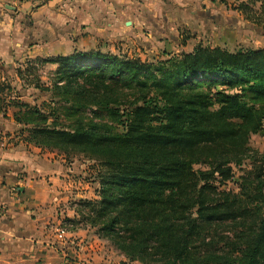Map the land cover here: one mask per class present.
<instances>
[{
	"label": "trees",
	"instance_id": "trees-1",
	"mask_svg": "<svg viewBox=\"0 0 264 264\" xmlns=\"http://www.w3.org/2000/svg\"><path fill=\"white\" fill-rule=\"evenodd\" d=\"M165 56H57L55 101L19 104L12 119L26 144L98 162L97 200L78 204L85 226L126 259L264 264V151L248 146L264 133V47ZM244 159L239 193L219 190Z\"/></svg>",
	"mask_w": 264,
	"mask_h": 264
},
{
	"label": "crops",
	"instance_id": "crops-1",
	"mask_svg": "<svg viewBox=\"0 0 264 264\" xmlns=\"http://www.w3.org/2000/svg\"><path fill=\"white\" fill-rule=\"evenodd\" d=\"M236 1L264 11V0ZM226 7L218 0H0V64L69 55L76 49L60 54L62 42L84 36L110 42L141 35L158 45L168 37L177 42L190 36L176 43L180 49L172 55L190 53L198 44L217 47L205 42L204 33L208 40L223 33L219 38L224 43L230 36L237 41L235 51L263 48L264 16L256 24L260 13L247 17ZM226 14L238 28L215 24ZM218 47L228 49L226 44ZM3 116L9 115H0V264H114L120 256L105 251L88 228L56 233L64 219L60 208L72 193L70 165L37 148L6 142L15 124Z\"/></svg>",
	"mask_w": 264,
	"mask_h": 264
},
{
	"label": "rangeland",
	"instance_id": "rangeland-1",
	"mask_svg": "<svg viewBox=\"0 0 264 264\" xmlns=\"http://www.w3.org/2000/svg\"><path fill=\"white\" fill-rule=\"evenodd\" d=\"M230 0L224 1L222 3L225 7L227 3L229 4ZM255 1V0H251ZM244 3H239L235 0V2L229 4L226 7V10H230L232 12H236V8ZM246 4V3H245ZM248 9H250L251 14L256 16V14L262 15L258 19V23H260L261 18L264 16V11H261L258 6L254 3H247ZM226 18L219 17L215 19V24L222 25L223 29H227V26L234 28H238L233 17L226 14ZM223 33H219L215 36H210L209 40L207 35L202 34L205 42L210 46H222L226 44L228 49H225L229 52H235L233 50V44L237 43L236 40L232 39L230 36L228 37V41L224 43L223 40H220V36L222 37ZM176 37V36H174ZM190 36H182V38L178 39L177 42L172 41L171 39L165 38L164 40H159L161 42L158 45L154 40H144L141 35L138 36L135 40L133 39H117L111 40L110 42H105L104 40H98L94 37H82L80 42L78 40L73 41H65L62 42L61 48L58 50V53L62 54L65 52L72 51V47L79 50H100L103 53H110L122 57L129 58H139L141 61H158L166 58L165 55L175 54L176 51H179L180 48L176 47V43L181 44L183 41L188 40ZM134 41V42H133ZM204 42V43H205ZM184 43V42H183ZM73 45V46H72ZM193 44H190V47ZM207 47V45H203ZM188 48L186 50H188ZM53 54V53H52ZM55 59V56H51L47 54V56H37L35 58H24L22 62L16 63V65H4L0 64V84L1 93H0V115L2 113L8 114L9 116H3L5 118L12 119L13 114L18 113L19 104H28L30 106L43 107L50 103H53V93L50 90L52 86V81L54 79V74L56 70V66L51 64L50 61ZM38 84L39 87H47L49 91L43 92L38 90H32L33 86ZM18 85H22V89L19 88V92L15 91V87ZM52 101V102H51ZM44 105V106H43ZM15 131L12 134L8 135L9 140L12 143H18L22 145H26V147L31 146L26 144L25 138L26 133H20L22 131L21 126L17 125L12 119ZM1 140V139H0ZM2 141V140H1ZM249 149L252 153H262L264 151V133H259L255 135H251L248 142ZM38 149V148H37ZM39 153L43 155H55L56 158L61 157L67 165H70L71 168V179L70 185L68 186V192H72L69 196L70 199L63 202L62 208H60L64 219L60 223L59 227H57L56 233L59 234V230L62 229L65 233L69 230L77 229H86L88 228L89 233L94 234V230L89 229V227L85 226L84 218L87 214V210H82L81 205L78 204L80 200H97L96 190L98 188L97 181L95 180V172L98 166V162L90 161L86 158V156L78 154L71 155L68 160L64 159L62 154L54 150L47 149H38ZM99 167V166H98ZM200 168L198 166L195 169ZM98 169V168H97ZM201 169V168H200ZM251 171V163L249 159H244L240 165V167L233 168L232 179L229 182H226L225 185L219 187V190L222 191H230L234 194L239 193L240 185L242 183V179L246 177V174ZM60 212V213H61ZM70 216L71 218H67L65 216ZM72 216H74L72 218ZM69 220L70 222H66ZM60 235V234H59ZM65 235V234H64ZM62 236V235H61ZM96 236V235H95ZM65 237V236H64ZM103 249L108 252L114 253V255L120 256V258H116L114 264H140L137 261H130L118 254L109 243L106 241H102ZM153 264V263H152Z\"/></svg>",
	"mask_w": 264,
	"mask_h": 264
},
{
	"label": "built area",
	"instance_id": "built-area-1",
	"mask_svg": "<svg viewBox=\"0 0 264 264\" xmlns=\"http://www.w3.org/2000/svg\"><path fill=\"white\" fill-rule=\"evenodd\" d=\"M218 1L224 3V1H226V0H218ZM58 232H59L60 235H64L65 234V231L62 230V229H60Z\"/></svg>",
	"mask_w": 264,
	"mask_h": 264
}]
</instances>
